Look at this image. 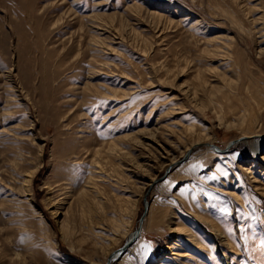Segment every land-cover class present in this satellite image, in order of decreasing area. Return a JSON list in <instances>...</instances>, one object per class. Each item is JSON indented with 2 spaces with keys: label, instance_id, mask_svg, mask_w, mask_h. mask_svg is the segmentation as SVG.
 <instances>
[{
  "label": "rangeland",
  "instance_id": "obj_1",
  "mask_svg": "<svg viewBox=\"0 0 264 264\" xmlns=\"http://www.w3.org/2000/svg\"><path fill=\"white\" fill-rule=\"evenodd\" d=\"M245 135L264 0H0V264H105L198 140L111 264H264Z\"/></svg>",
  "mask_w": 264,
  "mask_h": 264
},
{
  "label": "water",
  "instance_id": "obj_2",
  "mask_svg": "<svg viewBox=\"0 0 264 264\" xmlns=\"http://www.w3.org/2000/svg\"><path fill=\"white\" fill-rule=\"evenodd\" d=\"M233 141V140H232ZM231 141V142H232ZM214 149H216L217 151H223L221 149H219L216 145H212ZM190 150H188L181 159H178L174 162H172L165 170V172L163 173V175L159 176V177H156L155 179H153L149 186H148V190L146 191L145 195H144V198H143V211H142V214L140 215L139 219H138V224L136 226V228L134 229V231L132 232L131 236L129 239H127L121 246H119L118 248L112 250L109 255L107 256L106 258V262L105 264H111L112 260H114L115 258H117L118 255H120L123 250L125 248H127L137 237L138 233L140 232V228H141V225H142V221H143V218L147 212V209H148V203H147V200H146V195L148 193V191L150 190V188L156 183L158 182L159 180H161L167 173V171L169 170L170 166L173 165V164H176L180 161H182L183 159H185L188 154H189Z\"/></svg>",
  "mask_w": 264,
  "mask_h": 264
},
{
  "label": "bare ground",
  "instance_id": "obj_3",
  "mask_svg": "<svg viewBox=\"0 0 264 264\" xmlns=\"http://www.w3.org/2000/svg\"><path fill=\"white\" fill-rule=\"evenodd\" d=\"M241 139H243L242 141L244 142V141H246L247 143H249V145L251 146V148L256 152L258 149H259V147L261 146V145H263V143H264V140L263 139H261L260 140V135H245V136H239L238 138H235V140H233L231 143H229V145L228 146H230V145H232L233 143H236L237 141H241ZM198 143H200V141L198 140V141H195V142H193L187 149H186V151H188V150H190L191 149V151H192V149L195 147V146H197V145H199ZM214 149V148H213ZM215 151H217L216 149H214ZM224 151V150H223ZM217 152H222V151H217ZM172 162V161H171ZM170 162V163H171ZM154 179V178H153ZM152 179V180H153ZM147 211H148V209H147ZM53 214H57L59 211L57 210V209H53L52 211H51ZM147 213V212H146ZM146 215V214H145ZM144 219V218H143ZM143 222V221H142ZM142 226V225H141ZM141 229V228H140ZM140 233V232H139ZM139 233H138V235H139ZM132 234V233H131ZM131 234H130V236H131ZM137 235V236H138ZM130 238V237H129ZM128 238V239H129ZM137 238V237H136ZM126 249V248H125ZM124 249V250H125ZM123 250V251H124ZM119 256V255H118ZM117 256V257H118ZM113 261V260H112Z\"/></svg>",
  "mask_w": 264,
  "mask_h": 264
}]
</instances>
